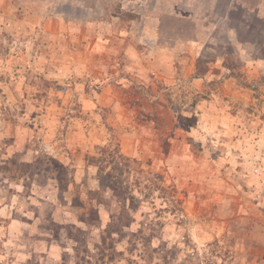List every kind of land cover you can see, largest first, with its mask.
I'll return each mask as SVG.
<instances>
[{
  "label": "rangeland",
  "instance_id": "1",
  "mask_svg": "<svg viewBox=\"0 0 264 264\" xmlns=\"http://www.w3.org/2000/svg\"><path fill=\"white\" fill-rule=\"evenodd\" d=\"M0 264H264V0H0Z\"/></svg>",
  "mask_w": 264,
  "mask_h": 264
}]
</instances>
